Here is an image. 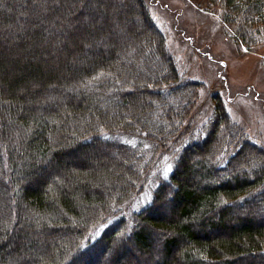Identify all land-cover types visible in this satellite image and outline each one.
<instances>
[{
	"label": "trees",
	"instance_id": "obj_1",
	"mask_svg": "<svg viewBox=\"0 0 264 264\" xmlns=\"http://www.w3.org/2000/svg\"><path fill=\"white\" fill-rule=\"evenodd\" d=\"M209 3L264 43V0ZM203 87L146 0H0V264H264V144Z\"/></svg>",
	"mask_w": 264,
	"mask_h": 264
},
{
	"label": "rangeland",
	"instance_id": "obj_2",
	"mask_svg": "<svg viewBox=\"0 0 264 264\" xmlns=\"http://www.w3.org/2000/svg\"><path fill=\"white\" fill-rule=\"evenodd\" d=\"M146 1L166 34L181 77L204 85L193 123H202L218 95L234 121L264 144V43L248 49L236 41L230 26L222 20L221 10L209 0ZM159 162L156 168L166 174L171 165ZM153 181L150 175L134 204L149 201Z\"/></svg>",
	"mask_w": 264,
	"mask_h": 264
}]
</instances>
